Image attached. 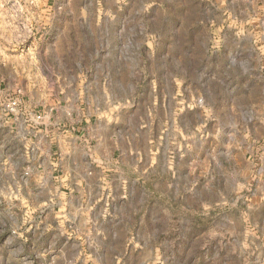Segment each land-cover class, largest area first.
Here are the masks:
<instances>
[{
    "label": "rangeland",
    "instance_id": "obj_1",
    "mask_svg": "<svg viewBox=\"0 0 264 264\" xmlns=\"http://www.w3.org/2000/svg\"><path fill=\"white\" fill-rule=\"evenodd\" d=\"M0 81V264L22 260L13 245L35 207L19 199L61 197L49 185L64 149L45 163L43 141L24 143L8 122L24 129L30 105L39 124L48 101L100 102L93 125L110 105L121 148L128 128L142 152H116L125 172L107 190L97 162L81 169L93 187L73 197L117 200L100 207L117 237L84 240L96 263L264 264V0H0Z\"/></svg>",
    "mask_w": 264,
    "mask_h": 264
},
{
    "label": "crops",
    "instance_id": "obj_2",
    "mask_svg": "<svg viewBox=\"0 0 264 264\" xmlns=\"http://www.w3.org/2000/svg\"><path fill=\"white\" fill-rule=\"evenodd\" d=\"M2 85L3 83L0 81V86ZM97 106L100 107V102ZM97 106H94V108L85 107L81 101L77 103L72 101L68 105L55 106L48 101L44 103L43 107L46 115L39 124L32 125V123H28L29 120L32 122L34 120L31 117L29 120L25 117L26 114L32 115L33 110L30 105L29 108H26V111L20 113L23 121L27 122L24 129L21 128V124L17 127L14 121H8L11 123L13 132H18L17 134L23 138L24 143L36 144V141L39 143L43 141V146L46 147L43 151L45 163L48 161L52 165L55 164L53 151L57 145L62 150L64 149L63 154L66 163L61 177L57 178L54 175L55 168L50 175L54 182L51 181L49 189L60 190L61 197H48L43 200L19 199L20 205H29L35 208L29 216L31 225L27 229L28 231L20 233L17 236L18 242H14L13 247H16V256L18 259H22L14 264H100V261L99 263L94 261V255L96 254L93 250H87L84 240L91 237H117L115 229L112 230V233H106V230L101 227L105 219L102 218L104 210L100 208L102 206L115 207L116 199L72 196L75 188L82 189L84 192L92 190L91 182L85 181L84 178L79 179L83 165L87 164L85 166H88L89 162H97L96 166H99V168L93 174L98 177V183L100 184L97 183L96 186L97 190L101 191L107 190L106 185L111 184L114 180V178L109 177L110 181H107L108 176H114L115 172H119V170L121 171L120 174L125 172L120 167L114 168L112 166L117 151L123 153L124 158L130 150L133 152L132 157L135 156L139 160V155L142 156L141 151L139 152L137 148H133L131 141L134 140V137L132 132L128 131V128L126 132L131 144L130 149L127 151L121 148L120 145L124 143L126 136L125 133H117L114 129L113 120L116 121V113L111 111L110 105L107 113L104 112V117L98 120V124H92V118L97 117L98 111H101ZM124 114H126L124 111L119 112L120 117ZM93 141L92 154L88 157L83 155L80 159L78 150L88 148ZM121 168L124 169V167ZM140 176L142 178L144 174L141 172ZM124 177V182H126L127 176ZM144 179V187L148 189L146 186L148 180ZM78 185H81L82 188L77 187ZM119 201L127 202L124 199ZM37 207H45V214H38L37 211L43 210L37 209ZM86 224L90 227H84ZM40 229L41 231L37 232ZM40 237H43L44 243L40 242L42 245L38 246L36 241ZM28 239H31L30 243H28ZM27 247H30V249L27 250ZM40 254L44 256L43 259L35 261L34 257ZM49 258H51L50 261Z\"/></svg>",
    "mask_w": 264,
    "mask_h": 264
},
{
    "label": "built area",
    "instance_id": "obj_3",
    "mask_svg": "<svg viewBox=\"0 0 264 264\" xmlns=\"http://www.w3.org/2000/svg\"><path fill=\"white\" fill-rule=\"evenodd\" d=\"M19 105V99L18 98H14L12 101L7 102V109L9 112H17V107ZM37 118H40V116H38ZM36 120V119H35Z\"/></svg>",
    "mask_w": 264,
    "mask_h": 264
}]
</instances>
